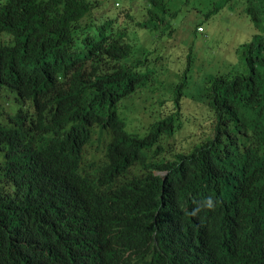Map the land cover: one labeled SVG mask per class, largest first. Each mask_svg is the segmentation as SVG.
Masks as SVG:
<instances>
[{"label": "trees", "instance_id": "obj_1", "mask_svg": "<svg viewBox=\"0 0 264 264\" xmlns=\"http://www.w3.org/2000/svg\"><path fill=\"white\" fill-rule=\"evenodd\" d=\"M197 1L0 0V264H264V0H208L190 36L222 8L258 34L159 102L156 44ZM185 104L204 121L168 147Z\"/></svg>", "mask_w": 264, "mask_h": 264}, {"label": "rangeland", "instance_id": "obj_2", "mask_svg": "<svg viewBox=\"0 0 264 264\" xmlns=\"http://www.w3.org/2000/svg\"><path fill=\"white\" fill-rule=\"evenodd\" d=\"M196 4L194 3L191 11L184 7L181 11L182 16L179 19L178 26H176V31L170 37H163L156 44V49L163 57L159 66L161 85L157 86L158 92L155 94V98L160 97L162 94L164 95L159 102L169 97L167 94L168 86L176 84L182 79V73L187 66L189 56L193 60L192 72L194 81L205 74H222L229 71L231 67H238L239 59L243 58L242 54L238 53V49H240L242 44L255 40L253 35L258 34L249 19L240 13V8H236L233 11L222 8L204 21L202 33L206 32L205 38L200 35L190 36V27L193 19L213 7L208 0H198ZM115 7L119 9L118 15L122 17L123 14L120 12L124 11V9L119 5H115ZM110 13L113 14L114 12ZM191 44L194 45L193 50L190 49ZM6 101L11 102L12 96L4 99V102ZM159 102L147 103V109L139 112L134 110L130 113L128 128L130 130H138L137 127H146L152 121V118L159 114ZM182 118L184 122L183 128L167 141L166 145L168 147H174L178 140L186 135L192 136V139L195 140L197 136H193L191 133L193 131L191 125L196 129L204 121L202 117L195 114L193 108L188 104L183 106ZM104 145V142H101L98 138L96 131L95 138L84 149L82 166L85 170L89 171L85 163L95 166L92 162L98 164L99 160L104 157ZM138 173L139 168L132 167L128 176L131 177Z\"/></svg>", "mask_w": 264, "mask_h": 264}, {"label": "clouds", "instance_id": "obj_3", "mask_svg": "<svg viewBox=\"0 0 264 264\" xmlns=\"http://www.w3.org/2000/svg\"><path fill=\"white\" fill-rule=\"evenodd\" d=\"M198 30H200V28H198ZM84 156V153H82V157ZM82 161H83V158H82ZM208 206H211V201L209 200L208 201Z\"/></svg>", "mask_w": 264, "mask_h": 264}, {"label": "bare ground", "instance_id": "obj_4", "mask_svg": "<svg viewBox=\"0 0 264 264\" xmlns=\"http://www.w3.org/2000/svg\"><path fill=\"white\" fill-rule=\"evenodd\" d=\"M202 30V29H201Z\"/></svg>", "mask_w": 264, "mask_h": 264}]
</instances>
